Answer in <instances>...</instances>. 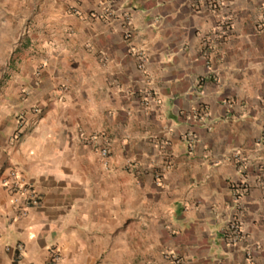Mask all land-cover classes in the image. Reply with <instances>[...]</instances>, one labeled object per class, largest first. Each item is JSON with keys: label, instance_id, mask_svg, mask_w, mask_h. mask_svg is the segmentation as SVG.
Returning a JSON list of instances; mask_svg holds the SVG:
<instances>
[{"label": "crops", "instance_id": "0c3cea01", "mask_svg": "<svg viewBox=\"0 0 264 264\" xmlns=\"http://www.w3.org/2000/svg\"><path fill=\"white\" fill-rule=\"evenodd\" d=\"M260 21L264 0H0V264H264Z\"/></svg>", "mask_w": 264, "mask_h": 264}, {"label": "built area", "instance_id": "2783aa9c", "mask_svg": "<svg viewBox=\"0 0 264 264\" xmlns=\"http://www.w3.org/2000/svg\"><path fill=\"white\" fill-rule=\"evenodd\" d=\"M103 11L107 12L106 9ZM124 37L128 38V33H124ZM137 61H138L137 68H141V65L143 62V55L141 53L137 54ZM15 136H17V134H15ZM256 144L258 146L264 147V128L262 129L259 137L257 138ZM100 154L102 157H104L106 155V151L101 150ZM232 157H233V160L241 164L240 166H243L244 161L240 159V157L237 154H234ZM15 173H16L15 171L10 170L9 177L1 179V184L9 187V189L12 191L11 193H13V198H12L13 203L19 204L20 202H22L26 204H35L37 202L36 195L32 192L31 189H29V187L25 184L22 178L16 177ZM235 187H238L237 188L238 190L240 188V192L244 191L246 187L245 185L241 186L240 184L234 185L232 187L231 198H232V201L236 204L238 201V196H237V190L235 189ZM236 208H237V204H236ZM23 213L24 211H22V214ZM227 231H228L227 239L230 244H236L237 242L241 240V236H242L241 229H240L239 224L236 221L229 222ZM56 260L57 258L56 256H54L53 261H56ZM172 261L176 262L175 259H173Z\"/></svg>", "mask_w": 264, "mask_h": 264}, {"label": "rangeland", "instance_id": "374dc122", "mask_svg": "<svg viewBox=\"0 0 264 264\" xmlns=\"http://www.w3.org/2000/svg\"><path fill=\"white\" fill-rule=\"evenodd\" d=\"M264 22L263 21H260V23H259V29H263L264 30ZM237 184H240L241 186L242 185H245V183L241 180L240 181V183H236L235 185H237ZM238 187H235V189L237 190V196H238V199L240 198V196L242 195V193H243V191L242 192H240V188H239V190L237 189ZM239 209V208H238Z\"/></svg>", "mask_w": 264, "mask_h": 264}]
</instances>
